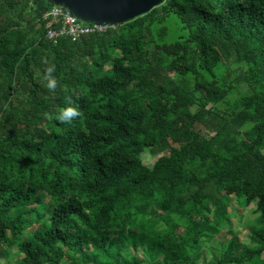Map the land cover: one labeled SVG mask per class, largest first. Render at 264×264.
Segmentation results:
<instances>
[{
    "label": "trees",
    "instance_id": "1",
    "mask_svg": "<svg viewBox=\"0 0 264 264\" xmlns=\"http://www.w3.org/2000/svg\"><path fill=\"white\" fill-rule=\"evenodd\" d=\"M52 5L0 0V264H264V0H164L55 42ZM232 200L249 243L215 244Z\"/></svg>",
    "mask_w": 264,
    "mask_h": 264
},
{
    "label": "water",
    "instance_id": "2",
    "mask_svg": "<svg viewBox=\"0 0 264 264\" xmlns=\"http://www.w3.org/2000/svg\"><path fill=\"white\" fill-rule=\"evenodd\" d=\"M80 20L116 25L146 13L164 0H47Z\"/></svg>",
    "mask_w": 264,
    "mask_h": 264
},
{
    "label": "rangeland",
    "instance_id": "3",
    "mask_svg": "<svg viewBox=\"0 0 264 264\" xmlns=\"http://www.w3.org/2000/svg\"><path fill=\"white\" fill-rule=\"evenodd\" d=\"M163 3V2H162ZM161 3V4H162ZM160 5V4H159ZM248 87L246 84L239 86L237 89H234L232 92L235 95L237 91L246 92ZM159 156V155H158ZM158 156L150 154L148 151L141 153V158L144 164L152 166L153 162ZM233 209H235L236 217H232V225H229L222 229L220 233L215 236L213 242L218 243L219 240L222 242L228 241L231 237H237L240 241L244 243H249V233L248 228L254 224L256 215L251 212V207L243 208L236 201H233ZM205 254L208 255L209 245H204Z\"/></svg>",
    "mask_w": 264,
    "mask_h": 264
},
{
    "label": "built area",
    "instance_id": "4",
    "mask_svg": "<svg viewBox=\"0 0 264 264\" xmlns=\"http://www.w3.org/2000/svg\"><path fill=\"white\" fill-rule=\"evenodd\" d=\"M50 16L53 20L59 19L61 27L59 29L51 28L46 32V37L57 41L62 36H70L73 40L80 37L77 31L88 33H101L104 32L110 25L100 23L85 22L69 13L67 9L60 5H52L45 10L43 17ZM71 28V33L66 32L67 28Z\"/></svg>",
    "mask_w": 264,
    "mask_h": 264
},
{
    "label": "clouds",
    "instance_id": "5",
    "mask_svg": "<svg viewBox=\"0 0 264 264\" xmlns=\"http://www.w3.org/2000/svg\"><path fill=\"white\" fill-rule=\"evenodd\" d=\"M55 5V4H53ZM57 5V4H56ZM62 6V5H60ZM66 9V8H65ZM70 13V12H69ZM75 16V15H74ZM78 18V17H77ZM88 22V21H87ZM101 24V23H100ZM108 25V24H106ZM63 37V36H62ZM61 38V37H60ZM55 71V67L54 66H50L46 69L45 72V76L44 79L47 81L46 83V87L49 90L55 89L56 84H57V80L55 77L52 76V73ZM81 113L79 111V109L77 107H72L69 106L65 109H62L58 115L56 116V119L60 120V121H66V122H70L72 118L74 117H78L80 116Z\"/></svg>",
    "mask_w": 264,
    "mask_h": 264
},
{
    "label": "bare ground",
    "instance_id": "6",
    "mask_svg": "<svg viewBox=\"0 0 264 264\" xmlns=\"http://www.w3.org/2000/svg\"><path fill=\"white\" fill-rule=\"evenodd\" d=\"M94 23H96V22H94ZM66 32H68L70 34L71 33V28L68 27L67 30H66ZM77 33L78 34H86V31H83V32L77 31Z\"/></svg>",
    "mask_w": 264,
    "mask_h": 264
}]
</instances>
